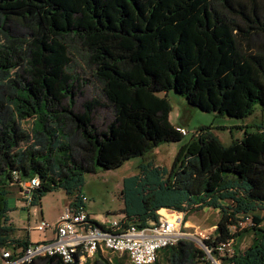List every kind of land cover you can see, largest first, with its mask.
Masks as SVG:
<instances>
[{
  "label": "trees",
  "instance_id": "16d2710c",
  "mask_svg": "<svg viewBox=\"0 0 264 264\" xmlns=\"http://www.w3.org/2000/svg\"><path fill=\"white\" fill-rule=\"evenodd\" d=\"M70 45L87 53L113 110L102 127L96 100L73 107ZM169 90L204 112L241 118L258 102L264 115V0H0V264L2 251L14 259L27 246L11 235V189L38 178L22 197L28 205L57 189L70 208L84 205L85 173L183 138L158 95ZM121 193L122 212L138 227L156 223L161 208L218 209L213 235L201 242L232 239V264H264V122L229 145L201 126L169 171L140 165ZM247 232L252 242L240 251L235 242ZM21 264L64 263L45 256ZM152 264L210 262L185 238L160 248Z\"/></svg>",
  "mask_w": 264,
  "mask_h": 264
},
{
  "label": "rangeland",
  "instance_id": "374dc122",
  "mask_svg": "<svg viewBox=\"0 0 264 264\" xmlns=\"http://www.w3.org/2000/svg\"><path fill=\"white\" fill-rule=\"evenodd\" d=\"M70 62L67 72L75 78L73 107L81 110L86 101L96 100L100 105L96 107L94 124L102 127L112 119L113 110L107 105L100 84L93 77V66L88 61L87 53L75 45H70ZM165 96L170 105L169 121L174 125H181L186 134L180 141H164L150 148L143 156L132 157L122 166L115 169H101L94 173L84 174L82 195L84 204L96 221L103 224L112 220H122L121 208L124 206L122 192L123 179L140 172V165H155L169 171L180 146L187 142L201 126L210 127V130L219 138L223 145L241 139L244 132L255 131L256 126L264 122V115L258 102L254 103V111L245 117L237 118L215 112H204L187 104L185 98L169 90L167 93H158ZM13 188L7 194V205L10 209L9 216L14 230L12 236H26L30 232L33 237H51L50 230L38 231L36 222L41 214L47 219L55 217L68 205V197L63 189H57L45 193L39 204H27L17 194L21 191ZM22 196V194H21ZM31 210L30 219L22 212ZM170 210L161 208L160 210ZM170 213V212H169ZM184 218L186 221L184 222ZM219 218V212L212 207L192 208L184 213L181 231L202 246L201 241L213 235L215 224ZM45 221V220H44ZM189 221L190 223H187ZM190 224V225H188ZM252 242V233L247 232L239 236L235 242L240 251L245 250ZM4 264V263H3Z\"/></svg>",
  "mask_w": 264,
  "mask_h": 264
},
{
  "label": "built area",
  "instance_id": "2783aa9c",
  "mask_svg": "<svg viewBox=\"0 0 264 264\" xmlns=\"http://www.w3.org/2000/svg\"><path fill=\"white\" fill-rule=\"evenodd\" d=\"M177 129L181 134H186L184 128ZM38 183V178L20 182L22 197L29 200L31 191ZM82 200L84 202V196ZM167 211L170 212L169 217L157 211L156 223L138 227L126 218L97 224L90 218L84 205L75 209L67 206L54 222L41 219L35 227L38 231L53 229L51 240L28 244L14 259H8L9 250L2 251L1 256L6 259L4 264L30 263L45 256H57L64 264H84L88 256L103 248L119 254L127 253L130 264H152L160 248L188 238L180 229L184 212ZM233 244V240L229 239L211 248L204 244L202 247L210 264H232L230 258L235 253Z\"/></svg>",
  "mask_w": 264,
  "mask_h": 264
},
{
  "label": "crops",
  "instance_id": "0c3cea01",
  "mask_svg": "<svg viewBox=\"0 0 264 264\" xmlns=\"http://www.w3.org/2000/svg\"><path fill=\"white\" fill-rule=\"evenodd\" d=\"M172 124V123H171ZM174 125V124H172ZM176 127H181L183 128L181 125H174ZM21 191V190H20ZM17 196L19 198H22L21 196V192L19 194H17ZM68 200V199H67ZM68 204V202L66 203ZM84 208L86 209V211L88 212L90 218L97 224H101L99 223L98 221L95 220V218L91 215V212L89 211V209L86 207V205L84 204ZM121 212H122V208L120 209ZM218 210V209H217ZM62 212V210H61ZM61 212H59L55 217L53 218H49L47 219L48 221L47 222H54L58 216L61 214ZM30 213H31V210L29 209L28 212H22L23 216H25V214H27V218L28 220L30 219ZM122 216H123V220H125L126 216L125 214L122 212ZM45 220L46 219L44 218V215L41 214V217L40 219L36 222V225L38 224V222L40 220ZM118 220V219H117ZM113 221V220H112ZM187 223H190L189 221H187ZM103 224H108L107 222L103 223ZM190 225V224H188ZM36 227V226H35ZM35 229V228H34ZM50 230V233H51V237H44V236H39V237H33L31 236V233L26 232V236L24 235H21V236H13L15 239H19V240H23L26 242V244H33V243H38V242H42V241H47V240H51L54 236V231L53 229H48ZM22 247H18L15 249V252H19V250H21ZM38 260V259H37ZM5 263V262H4ZM84 264H130L129 262V258H128V255L127 253H123V254H119V253H115V252H112V251H109L107 249H103V248H100L98 249L93 255L91 256H88L84 262Z\"/></svg>",
  "mask_w": 264,
  "mask_h": 264
},
{
  "label": "bare ground",
  "instance_id": "6f19581e",
  "mask_svg": "<svg viewBox=\"0 0 264 264\" xmlns=\"http://www.w3.org/2000/svg\"><path fill=\"white\" fill-rule=\"evenodd\" d=\"M159 212H160L161 214L166 215L167 217L170 216V215H169V214H170L169 211H166V210H163V209H162V210H160Z\"/></svg>",
  "mask_w": 264,
  "mask_h": 264
},
{
  "label": "water",
  "instance_id": "95a60500",
  "mask_svg": "<svg viewBox=\"0 0 264 264\" xmlns=\"http://www.w3.org/2000/svg\"><path fill=\"white\" fill-rule=\"evenodd\" d=\"M201 244H203V243L201 242Z\"/></svg>",
  "mask_w": 264,
  "mask_h": 264
}]
</instances>
